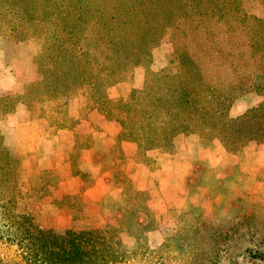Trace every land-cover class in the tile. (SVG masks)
<instances>
[{"label":"trees","instance_id":"obj_1","mask_svg":"<svg viewBox=\"0 0 264 264\" xmlns=\"http://www.w3.org/2000/svg\"><path fill=\"white\" fill-rule=\"evenodd\" d=\"M253 1L259 5V15L246 9L244 0H122L112 12L93 0H0V36L38 43L33 56L41 77L12 110L34 115L45 127L40 131L35 127L36 133L47 141L63 127L69 94H81L90 112L117 124L114 149L121 151L124 142H134L138 159L146 165L153 162L150 151L169 149L178 135L198 143L195 131L202 136L221 134L231 154L249 142L263 143L264 0ZM184 27L206 29L216 36L226 27L230 47L220 39L219 47L183 43L177 48L176 72L151 73L152 78L132 88L127 98L109 97L107 87L126 79L121 70L128 57L145 58L148 47L159 42L168 28L183 32ZM244 96L260 102L226 119L228 106ZM35 102L40 103L38 108ZM0 106L7 109L8 100ZM91 142L92 132L76 134L65 160L84 188L92 185L93 178L84 164L75 163L74 153L90 148ZM20 175V165L0 130V241L17 246L21 264H128L132 253L108 230L58 232L42 226L32 197H51L54 207L78 212L81 208L71 204L76 195L58 199L57 181L51 180L25 192Z\"/></svg>","mask_w":264,"mask_h":264},{"label":"rangeland","instance_id":"obj_2","mask_svg":"<svg viewBox=\"0 0 264 264\" xmlns=\"http://www.w3.org/2000/svg\"><path fill=\"white\" fill-rule=\"evenodd\" d=\"M93 1L108 12L122 2ZM244 4L260 14L256 1L244 0ZM184 29L168 28L159 42L148 47L145 58L128 57L121 70L126 79L107 87L109 97L127 98L132 88L152 78L151 73L176 72L180 67L177 48L183 43L219 47L220 39L230 47L226 27L217 36L206 29ZM37 48L32 39L0 36V102H9L7 109L0 106V130L20 165L25 192L57 181L54 195L58 199L63 194L76 195L71 204L81 208L67 211L50 204L51 197H32L42 226L58 232L108 230L132 253L128 264H264V142H249L231 154L221 134L202 136L195 131L198 143L178 135L169 149L150 151L153 162L146 165L138 159L134 142H124L121 151L114 149L117 124L99 113L91 117L86 99L75 93L68 96L62 129L43 141L35 130L37 126L45 130L40 121L30 112L12 110L41 77L33 56ZM259 102L260 98L251 96L239 98L228 106L225 118L237 117ZM87 132H92L91 147L74 153L75 163L84 164L93 178L92 185L84 188L66 161L76 134ZM21 263L17 246L0 241V264Z\"/></svg>","mask_w":264,"mask_h":264},{"label":"crops","instance_id":"obj_3","mask_svg":"<svg viewBox=\"0 0 264 264\" xmlns=\"http://www.w3.org/2000/svg\"><path fill=\"white\" fill-rule=\"evenodd\" d=\"M95 115H98V113L95 112V111H92V112L90 113V116H91V117H94Z\"/></svg>","mask_w":264,"mask_h":264}]
</instances>
